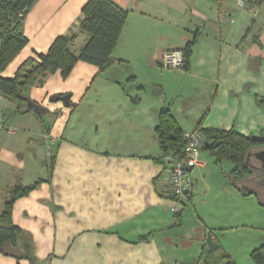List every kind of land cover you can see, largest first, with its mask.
Masks as SVG:
<instances>
[{"label": "crops", "instance_id": "crops-1", "mask_svg": "<svg viewBox=\"0 0 264 264\" xmlns=\"http://www.w3.org/2000/svg\"><path fill=\"white\" fill-rule=\"evenodd\" d=\"M87 1L35 0L22 21L27 42L0 75L13 77L57 36L75 34L78 53ZM111 1L127 12L113 65L101 72L79 60L65 78L36 74L23 93L45 109L41 116L16 112L0 93V210L13 186L41 179L15 199L11 216L49 264H256L250 252L264 245V187L253 181L264 172L255 159L234 184L233 166L202 147L177 216L154 130L167 107L183 132L232 129L264 139V0ZM221 6L231 21L218 20ZM194 35L186 67H161L163 52L182 50ZM120 65L130 76L146 72L154 92L144 88L130 105ZM67 93L73 106L49 99ZM0 264L30 263L0 253Z\"/></svg>", "mask_w": 264, "mask_h": 264}, {"label": "trees", "instance_id": "trees-1", "mask_svg": "<svg viewBox=\"0 0 264 264\" xmlns=\"http://www.w3.org/2000/svg\"><path fill=\"white\" fill-rule=\"evenodd\" d=\"M34 1L0 0V72L27 42V37L22 32V21ZM81 13L79 29L87 34V39L78 53L71 49L75 34L57 36L45 53H35V57L24 60L13 77L6 78L0 75V93L16 104V112L34 111L26 105L28 98L23 90L34 81L36 74L59 70L61 76L65 78L79 60L97 65L101 72L113 65L111 53L125 23L127 12L111 0H88L83 5ZM194 41L195 35L182 49L185 67ZM253 64L255 63L251 62V65ZM253 68L256 70V67ZM35 112L41 116V112ZM199 130L205 136L202 147L207 149L216 161L227 162L233 166L229 174L232 175L234 184L249 173L247 153L251 149L264 148V139H253L232 129ZM154 131L163 156L171 154L175 158H180L184 147L183 131L169 108L161 109ZM40 181L41 179H38L28 185L13 186L0 210V253L16 259L26 258L30 264H42L45 261L34 256L30 235L13 223L11 212L15 199L28 194ZM239 189L243 194H247L243 188ZM185 200L182 203L183 207L175 212L177 216L184 208ZM209 251L210 249L206 248V254ZM250 257L256 264H264V245L254 248L250 252ZM206 261V259L201 261V264H207Z\"/></svg>", "mask_w": 264, "mask_h": 264}, {"label": "built area", "instance_id": "built-area-1", "mask_svg": "<svg viewBox=\"0 0 264 264\" xmlns=\"http://www.w3.org/2000/svg\"><path fill=\"white\" fill-rule=\"evenodd\" d=\"M220 3L222 0H216ZM239 6H243V0H237ZM218 20H232L231 14L223 6L218 9ZM161 67L166 69L183 68L185 56L180 49L167 50L161 54L159 59ZM184 147L180 158L171 154L166 157L169 160L168 181L171 193L174 196L170 206L172 213L183 207V200L189 197L194 190V182L190 170L200 165L201 149L205 142V136L199 129H192L183 132Z\"/></svg>", "mask_w": 264, "mask_h": 264}, {"label": "rangeland", "instance_id": "rangeland-1", "mask_svg": "<svg viewBox=\"0 0 264 264\" xmlns=\"http://www.w3.org/2000/svg\"><path fill=\"white\" fill-rule=\"evenodd\" d=\"M116 72L120 73V78L121 80L124 82L126 88L131 91V95L128 98V102L130 105H133L132 102H134L136 100V96L139 95V93L141 94V92H143V89L145 88L147 91H151L154 92L155 87L152 88V83H153V78L148 76L146 74V72L142 71L141 69L138 70V72H134L135 75L134 76H130L131 72H128L125 70L124 66H118L116 69ZM143 83V84H142ZM141 84V86H140ZM142 87V88H141ZM141 90V91H140ZM133 108L132 109H127L125 108V113H128V116H133L135 115V112H133ZM129 111V112H128ZM261 179L253 181L254 185H257L258 187H260L261 189L264 187L263 182H264V175H262V177H260Z\"/></svg>", "mask_w": 264, "mask_h": 264}, {"label": "water", "instance_id": "water-1", "mask_svg": "<svg viewBox=\"0 0 264 264\" xmlns=\"http://www.w3.org/2000/svg\"><path fill=\"white\" fill-rule=\"evenodd\" d=\"M50 101H58L61 100L66 107L73 106V103L70 101V94H53L50 96ZM26 105L28 107L33 108L34 111L44 112L45 109L40 105L32 102L31 100H26ZM251 158H254L258 163L259 169L264 172V148H258L253 151H249L246 155V162L250 165ZM251 166V165H250ZM188 262H180V264H187ZM191 264H196L194 261L190 262Z\"/></svg>", "mask_w": 264, "mask_h": 264}]
</instances>
